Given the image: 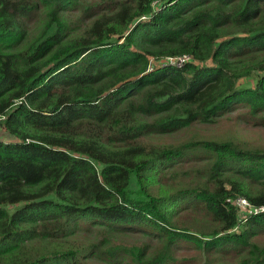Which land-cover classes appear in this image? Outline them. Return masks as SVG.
<instances>
[{
	"label": "trees",
	"instance_id": "trees-1",
	"mask_svg": "<svg viewBox=\"0 0 264 264\" xmlns=\"http://www.w3.org/2000/svg\"><path fill=\"white\" fill-rule=\"evenodd\" d=\"M0 128V264H264V0H0Z\"/></svg>",
	"mask_w": 264,
	"mask_h": 264
},
{
	"label": "rangeland",
	"instance_id": "rangeland-1",
	"mask_svg": "<svg viewBox=\"0 0 264 264\" xmlns=\"http://www.w3.org/2000/svg\"><path fill=\"white\" fill-rule=\"evenodd\" d=\"M96 2H103L105 0H95ZM156 3H154L155 6ZM71 17H74V20H76L77 14L71 13ZM88 21H84L80 23L83 28H85L88 25ZM37 29V28H35ZM79 27H76L73 32L77 33ZM211 63V62H209ZM248 84H254L253 81L249 80H241L240 85L241 86H248ZM233 119H222L220 122H218L215 125L212 126H200L197 125L196 127H191L188 129V131H185L184 134H172V135H166L165 136V143L166 144H172L180 142L184 139H189L193 136H198L201 138H214L217 136V130L219 128H222L224 125L231 122ZM235 122V121H234ZM241 126H245V124H241ZM2 135V132H1ZM233 138L236 139H245L252 138L254 135L253 129L250 127L247 128H237L235 129L231 134ZM250 142L254 143L255 141L250 140ZM183 219L178 220L181 222ZM77 237L79 240H82L86 244H99L100 248L105 250V248L118 246L119 248H143L146 249L145 254L149 256H153L157 252H159L163 246V240L159 238H153L151 236H144L142 234H134L131 232H112V231H105L103 229L94 228V229H88V230H82L77 232ZM264 243L263 241H260ZM173 255L175 258H178V260L182 261L183 264H200L199 262L192 261V258L195 257L198 252H196L192 247L189 246H176L174 247ZM128 256H120L118 258L117 264H128L129 257ZM96 260V259H95ZM97 264H109L105 258H100V260H96ZM180 264V263H179Z\"/></svg>",
	"mask_w": 264,
	"mask_h": 264
},
{
	"label": "built area",
	"instance_id": "built-area-1",
	"mask_svg": "<svg viewBox=\"0 0 264 264\" xmlns=\"http://www.w3.org/2000/svg\"><path fill=\"white\" fill-rule=\"evenodd\" d=\"M157 5H158V3L155 4V6H157ZM145 18L146 17H144V19ZM190 62H194V58L191 55H187V54L180 55L177 57L163 58V59H160L159 61H157L156 63L152 60L147 72L154 71L155 67L159 66V65L171 66V67H175L177 69H181ZM1 132H2V128H0V135H1ZM236 204H237L238 208H240L241 212L247 211L249 208L253 207L246 199H243V198L238 199ZM252 211L253 212H250V213L260 214V213L264 212V207L253 208ZM244 217H246V215Z\"/></svg>",
	"mask_w": 264,
	"mask_h": 264
},
{
	"label": "crops",
	"instance_id": "crops-1",
	"mask_svg": "<svg viewBox=\"0 0 264 264\" xmlns=\"http://www.w3.org/2000/svg\"><path fill=\"white\" fill-rule=\"evenodd\" d=\"M6 136H7V135H6ZM6 138H8V137H6ZM11 140H12V139H10V138H9V140H8V141H11Z\"/></svg>",
	"mask_w": 264,
	"mask_h": 264
}]
</instances>
